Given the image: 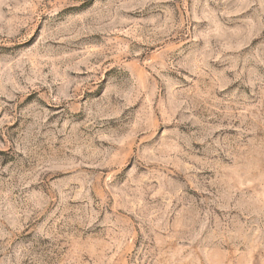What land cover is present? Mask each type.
Listing matches in <instances>:
<instances>
[{
    "label": "rangeland",
    "instance_id": "rangeland-1",
    "mask_svg": "<svg viewBox=\"0 0 264 264\" xmlns=\"http://www.w3.org/2000/svg\"><path fill=\"white\" fill-rule=\"evenodd\" d=\"M0 264H264V0H0Z\"/></svg>",
    "mask_w": 264,
    "mask_h": 264
}]
</instances>
